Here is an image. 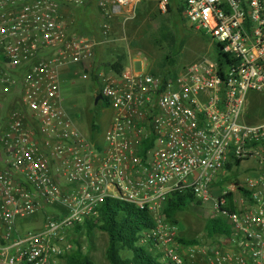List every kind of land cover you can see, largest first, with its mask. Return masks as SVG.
I'll list each match as a JSON object with an SVG mask.
<instances>
[{
	"label": "built area",
	"instance_id": "obj_1",
	"mask_svg": "<svg viewBox=\"0 0 264 264\" xmlns=\"http://www.w3.org/2000/svg\"><path fill=\"white\" fill-rule=\"evenodd\" d=\"M87 1L0 0V264H66L77 248L71 230L106 199L147 210L173 264L199 254L206 264H264V122L244 120L248 95L264 94V0H181L222 62L202 56L171 80L147 64L98 68L90 97L112 118L95 144L73 125L76 91L90 82L97 48L144 0H96L108 20L101 39L76 36L74 14ZM244 164L253 174L229 180ZM181 192L211 202L228 237L177 244L162 212ZM41 214L35 230L29 221Z\"/></svg>",
	"mask_w": 264,
	"mask_h": 264
},
{
	"label": "rangeland",
	"instance_id": "obj_2",
	"mask_svg": "<svg viewBox=\"0 0 264 264\" xmlns=\"http://www.w3.org/2000/svg\"><path fill=\"white\" fill-rule=\"evenodd\" d=\"M153 4L152 12H146V9H140L142 5L136 7L135 16H140L139 21H131L121 25L117 35L109 38L108 43L103 44L97 48V55L95 57V65L97 68L103 67L109 60H114L110 54H107L108 50L113 54L114 52L122 53L127 57V61H139L147 64L148 67H156V63L163 56L164 44L154 45V39L160 37L158 35L161 27L171 31L175 37V45L173 46V52H178L181 49V62L174 69V72L180 74L182 68L188 67L194 62V59H190L194 53H198L199 57L206 56L213 59L215 62L223 61L220 55V50L217 43L210 41L209 39L203 40L199 33L190 32V24L180 18L176 11L177 0H170L172 6L171 16L166 15V10L162 11L163 15L158 14L159 1L160 0H145ZM151 14H153L151 16ZM151 16V17H150ZM175 21H173V20ZM182 19V20H181ZM84 25H81V24ZM108 20L104 17L102 9L98 6L96 0H88L81 11L74 14V24L76 25V36L88 37V38H105L104 36L105 25ZM143 34L142 32L145 30ZM184 26V30L181 28ZM103 30V31H102ZM102 31V35L101 34ZM123 33L121 36H119ZM101 48V49H100ZM126 51V53H125ZM123 54V55H124ZM93 61V60H92ZM83 89L82 91H85ZM86 92V91H85ZM88 94V93H87ZM262 95V96H261ZM250 93L248 100L256 96L261 100L259 109L261 110L260 118L264 121V94ZM79 100V107L76 110L78 116L72 118V122L76 130L89 142L95 144L98 142L101 136V130L105 127L112 118V109L103 108L99 105L98 101H94L90 95L85 100ZM78 104V102H77ZM86 110V111H85ZM85 111V115H81L80 112ZM98 127L97 130L92 131L91 126ZM246 164L242 167L233 170L228 173V179H242L245 176H250L253 171H246ZM221 218L217 212L213 210L212 203L209 202L204 205L191 204L186 211L176 215L178 221V230L183 238L188 240H195L198 242V247H208L210 241L205 234V224L210 218ZM224 220V218H222ZM32 222H35L34 220ZM31 223V221H29ZM81 250L88 254L94 264H107L105 260V250L107 247V237L98 231L86 239L85 237H79ZM195 264H206V257L198 255L196 257Z\"/></svg>",
	"mask_w": 264,
	"mask_h": 264
},
{
	"label": "trees",
	"instance_id": "obj_3",
	"mask_svg": "<svg viewBox=\"0 0 264 264\" xmlns=\"http://www.w3.org/2000/svg\"><path fill=\"white\" fill-rule=\"evenodd\" d=\"M142 3L146 4L149 2L144 0L139 5ZM175 7L180 18L184 19L183 2L181 0H177ZM139 9L141 11V8ZM165 10L166 15L171 16L172 6L167 0ZM146 12L148 11H145V13ZM162 13L163 12L159 9L158 14L163 15ZM152 15L153 14H151V16ZM134 20L136 22L139 21L140 16H136ZM81 25L84 24L82 23ZM181 28L183 29L184 26H181ZM146 29L147 28L145 26V30L142 32L143 34H145ZM191 31L192 29L190 27V32ZM199 34L203 40H206L204 34ZM158 35H160V37H156L154 39V45L157 46L164 44V48H162L163 56L156 63V68L159 70L163 78L171 80L178 76V73L174 72V69L182 60L180 52L181 49L178 50V52H173V46L176 41L171 31L161 27ZM217 46L220 49V46ZM199 58L200 57L197 52L190 57V59H194V62H196ZM94 59L95 56L92 61L90 82L86 87V90L89 93L96 92L100 87L96 76L99 69L95 65L96 59ZM126 61V55L119 54L115 56L113 61L109 60L107 64L100 68L111 71L114 74H120L125 69ZM218 62L221 61L218 60ZM184 68L185 66L182 70H184ZM261 100L263 99H259L256 96H253L250 100L247 99L244 110V120L247 124H259L264 122L260 118L261 110L258 108ZM14 101H16V99ZM108 107V103L103 102V108ZM91 128L94 131L98 129L95 125H92ZM193 203L201 205L194 200V197L190 192L171 194L167 197L162 217L165 221L173 223L178 228L179 223L176 215L186 211L188 206ZM97 211L98 217L96 219L85 220L81 225H76L71 230L72 236L75 237L74 243L77 248L70 256L67 257L66 264H94L88 254L81 250L80 241H78V239H80L79 237L89 239L95 231L101 232L107 237V247L105 250V260L107 264H173L168 259L163 257L157 240L152 237L155 222L153 216L150 215L147 210L139 209L133 204L126 202L106 199L99 206ZM47 218L48 214H41L40 216L30 219V224L35 230H40ZM222 218L223 217L216 218V216H214V218L208 219L205 224L204 230L207 239L210 241L209 246L212 245L218 237H228L229 235V227L227 226L225 219L223 220ZM33 220L35 222H32ZM176 243L186 247H196L198 245V242L195 240L183 238L180 232L178 238L176 239Z\"/></svg>",
	"mask_w": 264,
	"mask_h": 264
},
{
	"label": "crops",
	"instance_id": "obj_4",
	"mask_svg": "<svg viewBox=\"0 0 264 264\" xmlns=\"http://www.w3.org/2000/svg\"><path fill=\"white\" fill-rule=\"evenodd\" d=\"M168 1V3L170 2V0H167ZM154 5L153 4H151V3H146V4H144V5H142L141 6V9H146L148 12H151L152 11V7H153ZM155 7V6H154ZM103 31V30H102ZM102 31H101V34L100 35H102ZM123 33H121L119 36H121ZM101 49V48H100ZM98 53V52H97ZM97 53H96V55H97ZM125 53H126V51H125ZM107 54H110L111 56H112V58H115V56L116 55H119V54H124V52H122V53H118V52H114L113 54L110 52V50H108V52H107ZM96 55H95V57H96ZM140 65H141V67H144V68H146V64H144L143 62H139V61H133V60H131V62H129V61H126V63H125V70L126 69H131V70H136V71H139L140 70ZM86 91V92H85ZM85 91H82V89L81 90H78V91H76V95H77V98L81 101L82 100V102H84L83 100H85L86 98H87V96H89L91 93H89L87 90H85ZM88 93V94H87ZM80 104H79V101H78V106H79ZM86 111V110H85ZM84 111V114H83V116L85 115V112Z\"/></svg>",
	"mask_w": 264,
	"mask_h": 264
},
{
	"label": "water",
	"instance_id": "obj_5",
	"mask_svg": "<svg viewBox=\"0 0 264 264\" xmlns=\"http://www.w3.org/2000/svg\"><path fill=\"white\" fill-rule=\"evenodd\" d=\"M100 98H97L96 101H98Z\"/></svg>",
	"mask_w": 264,
	"mask_h": 264
}]
</instances>
